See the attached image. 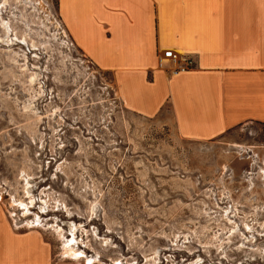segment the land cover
Returning a JSON list of instances; mask_svg holds the SVG:
<instances>
[{"label":"rangeland","instance_id":"rangeland-1","mask_svg":"<svg viewBox=\"0 0 264 264\" xmlns=\"http://www.w3.org/2000/svg\"><path fill=\"white\" fill-rule=\"evenodd\" d=\"M0 202L55 260L264 264V121L184 138L124 105L56 0H0Z\"/></svg>","mask_w":264,"mask_h":264},{"label":"crops","instance_id":"crops-1","mask_svg":"<svg viewBox=\"0 0 264 264\" xmlns=\"http://www.w3.org/2000/svg\"><path fill=\"white\" fill-rule=\"evenodd\" d=\"M74 44L112 73L124 105L156 116L167 108L178 133L208 140L264 121V0H56ZM164 49L194 65L172 72ZM0 264L55 260L35 230L10 222L0 202Z\"/></svg>","mask_w":264,"mask_h":264},{"label":"built area","instance_id":"built-area-1","mask_svg":"<svg viewBox=\"0 0 264 264\" xmlns=\"http://www.w3.org/2000/svg\"><path fill=\"white\" fill-rule=\"evenodd\" d=\"M169 61L172 64V72L185 71L194 65V61L188 55L177 53L173 49H164L159 62Z\"/></svg>","mask_w":264,"mask_h":264},{"label":"bare ground","instance_id":"bare-ground-1","mask_svg":"<svg viewBox=\"0 0 264 264\" xmlns=\"http://www.w3.org/2000/svg\"><path fill=\"white\" fill-rule=\"evenodd\" d=\"M31 227V226H30ZM72 239L68 240L64 245L65 254L77 257L82 254L81 251L76 250L73 245L71 246Z\"/></svg>","mask_w":264,"mask_h":264}]
</instances>
